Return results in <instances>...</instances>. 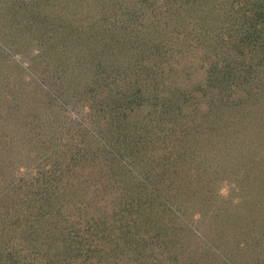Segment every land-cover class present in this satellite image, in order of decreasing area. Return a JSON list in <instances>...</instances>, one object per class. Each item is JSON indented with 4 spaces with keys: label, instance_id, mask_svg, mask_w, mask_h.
<instances>
[{
    "label": "trees",
    "instance_id": "trees-1",
    "mask_svg": "<svg viewBox=\"0 0 264 264\" xmlns=\"http://www.w3.org/2000/svg\"><path fill=\"white\" fill-rule=\"evenodd\" d=\"M174 2L165 0L164 9L156 7L160 12L157 18L153 13L148 16V28L145 24L136 26L131 35L124 32V26H119V30L100 28L101 33L97 34L89 26L93 24L95 27L98 23L95 21L96 24L90 25L88 20L77 14H71V18L61 24L67 32V40L73 44L77 43L76 36L81 33L82 49L94 43L93 49L88 48L86 53L78 56L83 67L89 69L85 60L88 56L95 58L99 53L113 56L116 51L122 56L126 51L123 48H127L130 52L132 49V55L126 66L110 56L108 59L98 58L96 67L100 76L78 91L82 121L86 123L81 129L92 133V140L80 146L74 144L73 148L70 144L67 152L58 153L59 160L42 161L49 166V171L39 175L41 179L34 183L22 182L3 164L5 168L0 169V264H178L177 259L183 250H177L170 243L172 236L168 240L162 236L167 229L172 233L176 227L171 217L165 219V209L187 211L182 201L197 190L190 186L191 180L181 183L185 185L184 189L175 183L191 177L185 167L199 154L193 151L191 144H181L186 143L184 138H192L191 132L196 134L198 130L180 127L177 134H171L181 125L175 113L181 114L183 108H173L170 101L173 92L169 86L165 85L166 82L159 86L147 71L149 68L158 72V66L165 61V21L172 23L167 30L176 37L181 35L179 29L184 24L183 19L185 23L190 22L184 27L186 33L194 31L191 22L195 19L205 18L207 22L213 17L216 22L213 31L217 29L216 33L212 31L202 40L199 36L196 40L206 49L199 66L205 68L208 64L213 68L210 73L217 75L210 79L213 84L219 80L218 76H223V70L227 73L231 70L229 75L239 83L248 82V78L260 73L264 63V0ZM199 8H204L205 12H196ZM153 17L156 18L154 22ZM59 18L62 19L61 16ZM142 34L144 39L141 41ZM49 36L54 38L53 34ZM191 37L195 38L192 34ZM41 56L45 58L44 54ZM138 64L145 67L142 72L132 68ZM160 78L165 80V75ZM118 83L126 86L116 90ZM155 83L158 87L153 88ZM165 87L168 88L166 94L163 92ZM214 125L218 126L217 123ZM216 132H213L214 137ZM231 133L232 130L224 131L227 138L236 136ZM200 137L201 141L205 138ZM2 150L5 155L3 163H7L8 148L3 147ZM172 164L173 168L168 171ZM198 164L193 166V176L199 173ZM83 166L91 167L90 173L86 175L79 170L77 175V168ZM168 176L173 180L167 179ZM93 185L101 191L99 196L93 194L97 198L95 203H102L101 195H111L114 206L110 216L103 213L94 215L91 205L95 203L78 213L62 211L65 203L82 202L78 196L88 193V188L84 189L87 186L95 190L91 188ZM176 194L182 196L177 198ZM246 202L242 200V204ZM256 204L254 202L253 206ZM260 207L254 215L242 214L253 222L238 217L240 221L232 223L239 224L238 227L242 224L248 227L256 225L255 229L264 238V204ZM24 208L25 211L22 210ZM244 210L251 208L244 205ZM259 210L258 218L261 217L262 222L255 223ZM178 225L189 231L187 221L184 224L181 220ZM234 245L240 247L238 243Z\"/></svg>",
    "mask_w": 264,
    "mask_h": 264
},
{
    "label": "rangeland",
    "instance_id": "rangeland-1",
    "mask_svg": "<svg viewBox=\"0 0 264 264\" xmlns=\"http://www.w3.org/2000/svg\"><path fill=\"white\" fill-rule=\"evenodd\" d=\"M178 1L173 4H179ZM164 3L165 0H0V169H4L3 164H6L7 170L13 171L16 178L34 183L41 179L39 175L49 171V166L42 161L59 160L58 153L67 152L70 144L73 148L74 144L80 146L92 140L93 134L81 129L86 123L82 121L78 91L88 82L97 80L100 76L97 59L109 58L110 54L99 53L95 58L88 56L85 61L90 67H83L78 56L86 53L88 48L93 49L94 43L82 49L81 33L76 36L79 44H73L67 40V32L61 24L71 18V14H77L88 20L90 25L96 21L95 27L93 24L89 27L97 34L101 33L100 28L119 30V26H124V32L131 35L136 26L145 24L148 28V16L153 13L157 18L160 12L156 7L164 9ZM196 12L205 11L199 8ZM156 18L153 17L152 22ZM212 18L207 22L205 18L195 19L191 22L194 31L186 33L184 27L190 22L185 23L183 19L184 24L179 29L181 35L176 37L167 30L172 23L165 21V61L158 66V72L149 68L147 71L159 86H164L165 82L169 86L173 92L170 99L173 108H183L181 114L175 113L181 125L171 134H177L180 127L198 130L196 134L191 132L192 138H184L186 143L181 144H191L193 151L199 154L185 167L191 177L175 183L191 180L190 186L197 190L182 201L187 211L165 209V219L171 217L176 227L172 233L167 229L162 236L165 240L172 236L170 243L177 250H183L177 259L178 264H264V238L255 229L256 225L248 227L242 224L238 227L239 224L232 223L235 220L239 222L238 217L253 222V219L242 216L243 212L254 215L264 204V63L260 73L248 78L246 83H239L231 77L228 68V73L223 70V76H218L219 80L211 83L210 79L217 75L210 73L213 68L208 64L205 68L199 66L206 49L196 40L198 36L202 40L213 31L216 22ZM215 31L217 29L213 34ZM51 34L55 41L49 36ZM123 49L126 51L122 56L113 49L114 55L110 57L125 65L132 49L131 52ZM141 66L138 64L132 68L142 72L145 67ZM162 75H165V80H161ZM121 84L123 86L119 87ZM121 84L118 83L115 89L126 86ZM158 85L155 83L153 88ZM167 89L163 90L165 94ZM231 130L232 136H236L227 138L224 131ZM212 131H217V136L214 137ZM200 135L205 136L203 141ZM3 147L8 148L7 163H3ZM197 162L199 173L193 176V166ZM168 167L170 171L173 164ZM180 167L183 169L181 164ZM79 170L87 175L91 167L77 168V175ZM168 178L173 180L171 176ZM181 185L184 189L185 185ZM87 188V194L78 196L82 202L65 203L62 211L78 213L88 210L101 191L94 185L91 188L95 190L88 186L84 189ZM109 193L114 195L112 191ZM176 195L177 198L182 196ZM100 197L102 203L91 205V212L110 216L114 206L111 195ZM242 200L247 202L242 204ZM254 202H257L255 206ZM244 205L251 210L245 211ZM259 213L260 210L255 223L262 222L261 217L258 218ZM181 220L184 224L188 222L189 231L185 226L179 227ZM40 239L44 240V237ZM237 243L240 247L234 245Z\"/></svg>",
    "mask_w": 264,
    "mask_h": 264
}]
</instances>
